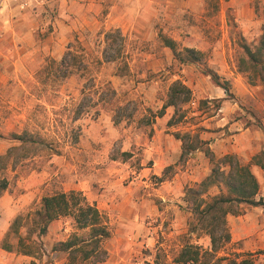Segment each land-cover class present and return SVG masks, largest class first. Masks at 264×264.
<instances>
[{"label": "rangeland", "instance_id": "rangeland-1", "mask_svg": "<svg viewBox=\"0 0 264 264\" xmlns=\"http://www.w3.org/2000/svg\"><path fill=\"white\" fill-rule=\"evenodd\" d=\"M263 28L264 0H0V156L14 147L25 155L4 174L9 188L0 199V245L18 215L39 210L46 196L72 192L71 184L85 178L94 196L111 183L121 198L133 194L138 220L125 227L138 243L127 253L130 264H174L187 240L209 247L206 236L188 238L185 194L224 156L247 165L264 151V84L238 68L243 45L258 42ZM165 38L180 51L203 52V60L180 63ZM68 51L78 59L63 77ZM176 82L190 99L158 117ZM108 86L116 91L112 104ZM88 95L106 102L95 106ZM25 131L44 143L10 140ZM185 135L198 138L201 149L181 163L178 137ZM254 175L261 195L264 171ZM246 210L253 207L242 205ZM75 233L87 234L71 217L61 218L42 238V257L0 247V264H71L55 249ZM237 248L228 245L226 252ZM253 259L264 264V252Z\"/></svg>", "mask_w": 264, "mask_h": 264}, {"label": "trees", "instance_id": "trees-1", "mask_svg": "<svg viewBox=\"0 0 264 264\" xmlns=\"http://www.w3.org/2000/svg\"><path fill=\"white\" fill-rule=\"evenodd\" d=\"M115 34L123 38L120 30H116ZM164 43L174 52L180 63L200 62L204 58V53L195 49L186 48L180 51L177 43L172 39L165 38ZM111 46L113 45H109V48ZM242 48L244 55L238 63L240 72L264 84V28L258 42L243 45ZM76 59L78 57L72 51L65 54L61 62L66 70L63 77L70 75V70L76 66ZM115 61L116 59L110 61L106 59V62ZM212 78L219 86H222L217 75H212ZM223 89L230 94L228 86L224 85ZM106 93L108 94L107 104H112L116 97L115 89L108 86ZM190 96L189 89L178 82L174 83L168 103L157 116L163 117L168 107L177 108L180 104L187 102ZM86 98L89 103L95 101L93 95H88ZM105 100L104 97H99L94 105L106 102ZM81 114V111H77L75 119L78 120ZM117 116L116 112V123L119 122ZM178 138L183 142L180 157V162L183 163L192 152L200 150L201 146L196 137L193 140H190L189 135ZM10 140L20 142L21 146L27 143H44L42 139L29 138L27 131L21 135L12 134ZM18 150L19 147H14L0 156V199L9 188V180L4 175L8 166L25 157V155H18ZM206 155L211 157V161L214 160V154L210 149H206ZM251 164L264 170V151L254 156L251 163L247 165H243L234 155L224 156L217 161V165L205 179L187 190L185 202L192 214V220L188 224V238L190 239L193 235L200 238L206 236L209 238L210 246L205 247L187 240L174 259V264H255L253 253L226 252L227 246L232 241L228 217L242 215V205L264 208V199L260 198V183L251 170ZM172 169L173 167L170 166L167 170ZM214 188L219 190L217 194H211ZM64 217H71L76 229L86 231L87 234L79 236L75 233L67 241L57 243L58 249L55 250L67 253L71 264L77 260L90 261L93 264L106 262L108 252L103 243L111 236L108 223L97 206L90 204L82 193L76 191L46 196L39 210L18 215L12 221L0 247L9 253L16 252L40 258L44 254L42 238L47 235L52 223ZM221 252L224 254L219 255Z\"/></svg>", "mask_w": 264, "mask_h": 264}, {"label": "crops", "instance_id": "crops-1", "mask_svg": "<svg viewBox=\"0 0 264 264\" xmlns=\"http://www.w3.org/2000/svg\"><path fill=\"white\" fill-rule=\"evenodd\" d=\"M158 162L156 164H159ZM252 171L254 174H259L264 170L253 165ZM112 186H114L112 183L107 185L104 191L100 190V194L94 196V188L90 181L82 178V180L71 184L70 190L82 193L90 204L96 205L101 213L108 217L109 224L113 226L111 239L108 241L109 249H107L110 258L104 264H130L127 253L133 251L134 245L138 242L131 241L132 239L136 240V236L127 233L125 226L138 220L137 202L134 200L133 194H129L126 199L121 198L122 193ZM261 186L260 198L264 199V185ZM257 210L262 209L253 207V211L246 210L242 215L228 217L232 233L230 245H237L238 248L235 251L238 253L264 252V216L259 218ZM115 225H118V228H114Z\"/></svg>", "mask_w": 264, "mask_h": 264}]
</instances>
